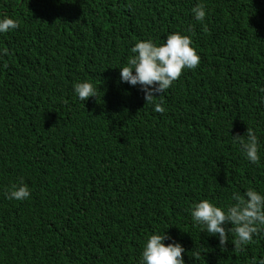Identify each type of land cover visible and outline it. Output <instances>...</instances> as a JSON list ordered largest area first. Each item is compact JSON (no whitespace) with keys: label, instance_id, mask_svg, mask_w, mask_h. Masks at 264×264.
<instances>
[{"label":"trees","instance_id":"16d2710c","mask_svg":"<svg viewBox=\"0 0 264 264\" xmlns=\"http://www.w3.org/2000/svg\"><path fill=\"white\" fill-rule=\"evenodd\" d=\"M197 4L205 6L203 21L192 14ZM0 14L18 23L0 34V49H8L0 61L8 65L0 67V264H139L154 232L179 242L188 264H253L264 256L263 231L239 249L229 236L222 250L190 215L202 199L227 206L233 192L264 189L263 167L256 179L229 176L232 163L246 160L233 136L248 127L264 156V0H0ZM172 32L191 37L200 63L154 98L160 113L139 85L120 82L119 67L138 40L160 44ZM85 79L97 96L81 101L73 84ZM72 133L86 141L66 155L86 168L68 185L85 188L86 198L61 207L51 181ZM108 173L124 200L113 196ZM21 179L30 198L7 199ZM94 202L98 210L87 214Z\"/></svg>","mask_w":264,"mask_h":264},{"label":"clouds","instance_id":"9594fccd","mask_svg":"<svg viewBox=\"0 0 264 264\" xmlns=\"http://www.w3.org/2000/svg\"><path fill=\"white\" fill-rule=\"evenodd\" d=\"M192 14L195 20L203 21L206 17L205 6L197 4L192 8ZM17 27L18 23L14 18L7 14H0V34L11 32ZM192 44L191 37L180 32L169 33L163 43L160 44L155 43L151 38L138 40L129 50L131 55L126 65L119 67L120 82H126L131 86L139 85V90L143 93L146 103L153 104L154 111L163 113L165 109L160 103H155L154 98L165 93L180 77L183 70L195 69L200 63V56ZM7 54L8 49H0V61ZM7 66L6 63L0 65L2 68H7ZM73 91L81 101L97 96L95 86L86 79L75 82ZM258 93L260 102L264 103V86L258 87ZM219 131L220 123L217 122L208 145L213 150L216 147ZM78 134H69L61 142L59 152L55 157L54 164L57 172L51 181L52 192L61 193L62 197L59 202L61 207L66 205L70 207L82 206L86 198L85 188L74 190L68 185L70 178L79 176L86 168L83 163L66 155L70 150L85 143L86 137ZM245 135L246 140L244 139ZM245 135L233 136L234 140L240 144L246 160H243L239 165L231 162L232 168L229 171V176L249 178L250 174H255L252 179H256L259 177L257 169L259 167L264 168V156L258 154V139L254 131L248 127ZM175 136V139L181 138L179 133H175ZM181 143H186V140ZM218 155H224L228 158L222 150L219 151ZM109 177V186L113 196L124 200L125 189L120 188L117 177L112 174H109ZM253 187L255 189L248 188L243 196L233 192L231 198L235 203L227 206H218L208 199L194 203L190 209L193 226H199L202 231H207L209 235L218 237L222 250L225 249L229 236L233 237L231 243L234 245V249L248 245L259 230L264 232V189L259 191L260 184ZM91 192L92 189L87 188V194H92ZM30 195V188L22 179L19 184H14L5 193L7 199L16 201L26 200L30 198ZM91 210H98L97 203L94 202L93 206L85 208L87 214ZM100 230L103 235L113 232L110 229ZM165 240H171V242L166 244ZM74 248L85 249L82 245H75ZM184 252V247L179 242L172 240L166 232L163 234L154 232L147 237L143 244L139 264H188L183 259L182 253ZM1 259L0 256V263ZM253 264H264V256L259 260H254Z\"/></svg>","mask_w":264,"mask_h":264}]
</instances>
